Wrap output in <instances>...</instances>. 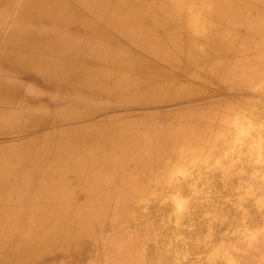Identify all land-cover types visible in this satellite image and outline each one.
<instances>
[{
  "label": "bare ground",
  "instance_id": "obj_1",
  "mask_svg": "<svg viewBox=\"0 0 264 264\" xmlns=\"http://www.w3.org/2000/svg\"><path fill=\"white\" fill-rule=\"evenodd\" d=\"M244 112L264 119V0H0V264H154L168 162ZM204 182L189 236L241 218Z\"/></svg>",
  "mask_w": 264,
  "mask_h": 264
},
{
  "label": "clouds",
  "instance_id": "obj_2",
  "mask_svg": "<svg viewBox=\"0 0 264 264\" xmlns=\"http://www.w3.org/2000/svg\"><path fill=\"white\" fill-rule=\"evenodd\" d=\"M205 174L219 178L224 186V204L241 213L238 222L230 216L209 212L211 227L189 236L195 225L185 223L195 200L209 204L214 192L204 182ZM163 183L169 189L164 204L171 206L177 232L153 240L154 264H245L264 242V223H250L251 210L264 220V119L255 112L231 113L203 144L177 149L168 162ZM187 189V192H185Z\"/></svg>",
  "mask_w": 264,
  "mask_h": 264
}]
</instances>
